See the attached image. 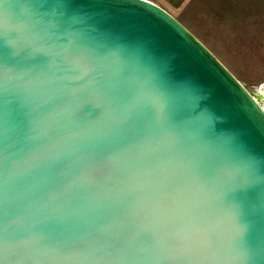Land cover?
<instances>
[{"label":"water","instance_id":"95a60500","mask_svg":"<svg viewBox=\"0 0 264 264\" xmlns=\"http://www.w3.org/2000/svg\"><path fill=\"white\" fill-rule=\"evenodd\" d=\"M0 264H264L263 104L149 0H0Z\"/></svg>","mask_w":264,"mask_h":264},{"label":"rangeland","instance_id":"374dc122","mask_svg":"<svg viewBox=\"0 0 264 264\" xmlns=\"http://www.w3.org/2000/svg\"><path fill=\"white\" fill-rule=\"evenodd\" d=\"M194 36L251 92L264 84V0H149Z\"/></svg>","mask_w":264,"mask_h":264},{"label":"bare ground","instance_id":"6f19581e","mask_svg":"<svg viewBox=\"0 0 264 264\" xmlns=\"http://www.w3.org/2000/svg\"><path fill=\"white\" fill-rule=\"evenodd\" d=\"M261 86L262 87L258 89L257 93H254V96L261 104H263L264 107V84Z\"/></svg>","mask_w":264,"mask_h":264}]
</instances>
